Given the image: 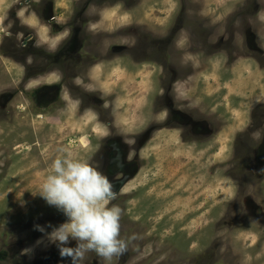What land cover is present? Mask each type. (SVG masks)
I'll return each instance as SVG.
<instances>
[{
  "label": "rangeland",
  "instance_id": "obj_1",
  "mask_svg": "<svg viewBox=\"0 0 264 264\" xmlns=\"http://www.w3.org/2000/svg\"><path fill=\"white\" fill-rule=\"evenodd\" d=\"M78 1L53 3L67 17ZM33 2L0 0V264H71L34 228L66 218L34 194L57 158L96 168L109 133L132 145L127 159L139 166L107 205L121 209L127 251L110 262L89 252L83 264H264V222L250 215L247 200L253 196V213H264V174L255 178L249 169L264 164L255 157L264 135V0H123L95 10L105 25L83 31L85 44L100 37L103 52L112 44L131 49L96 65L86 86L67 84L64 104L39 107L19 86L21 67L1 48L13 21L30 23L40 43L56 41L36 22ZM249 22L252 28L243 31ZM168 30L174 55L151 60L149 47L158 42L150 39ZM140 40L148 42L143 50L135 45ZM163 64L181 78L194 67L191 82H177L175 90L180 110L186 109L179 113L184 128L138 140L162 117L156 108ZM53 79L50 74L46 82ZM13 88L14 99L3 102ZM188 125L205 127L206 134Z\"/></svg>",
  "mask_w": 264,
  "mask_h": 264
},
{
  "label": "flooded vegetation",
  "instance_id": "obj_2",
  "mask_svg": "<svg viewBox=\"0 0 264 264\" xmlns=\"http://www.w3.org/2000/svg\"><path fill=\"white\" fill-rule=\"evenodd\" d=\"M122 1L123 0H81L75 3L72 7L69 16L60 17L56 13L53 0H34L33 5L35 14H33V16L36 20H39L36 22H40V24L44 26V29H46L44 32L45 37L48 39L55 38L56 40L53 44L49 45L44 41L45 44L40 43L42 41L38 38L37 32L30 28V23L23 24L16 20L17 22L15 24L13 21L9 32L5 33L7 42L3 41L5 45L2 42L3 45H1V48L6 57H9L21 67V81L19 86H22V88L27 87V90L25 89V95H28L29 98L27 99L32 101L30 104H34L38 107L40 104L42 106L47 104L53 105L55 103L59 105L61 102L64 104L65 99L63 98L61 91L64 87H67V84L75 82L77 79H79L80 82H83L85 78L90 80V73L95 69L96 65H102L101 61H108L114 57H120L123 53H127V50L131 49L128 46L121 47L118 44H112L108 45L107 50L103 52L101 46L105 38H94L95 40L91 38V41H94L95 43L89 45L88 43L85 44V39L88 37H84L83 34V31L89 30L93 24H100L101 26L105 25V21L100 20V15L94 13L95 10H100L106 7L110 8L113 5L120 4ZM36 6H38V8ZM255 8L254 10H256ZM181 12H183V10ZM236 25L240 26V23ZM245 27L246 29L244 28L243 31L246 32H249L252 28L250 22ZM23 31L24 33L19 39H17V37L12 39L14 34L16 35V33L18 34ZM58 36L59 39H57ZM170 36L171 30H168L162 37H159L157 34L155 36L157 39H150L151 42L149 41V44H152V41L155 42V40L158 42V44L156 42L157 45L152 44V47H149L153 52L151 60L154 57L153 61L156 59L159 61L158 57L160 56V53H166L168 51L173 54V52L176 51V47L174 48L173 45V38ZM147 43L148 42L142 44L140 40L137 41L135 45L143 50ZM250 46L252 47V45ZM250 46H247V48L250 49ZM256 49H258L257 46ZM177 50L181 51L182 48L178 47ZM181 58L184 59L183 55ZM162 68L165 69L163 70L165 76L160 80L163 92L157 95L159 106L156 108V111L161 113L162 117L159 121L152 123L146 131L138 135V140L149 141L154 131L166 127H178L180 130L184 128L179 121V113L186 109L180 110V106L176 101L177 96L175 90L178 83L189 84L191 82L187 78L195 73L193 72L194 67L190 65L186 76H183L182 78L179 75V72H176L175 69L171 68L170 70H166V68H170V65L168 67V64H163ZM154 71L155 70L153 69V72ZM50 74L54 75V81L46 82V77ZM83 85L86 86L85 82H83ZM46 88H53L54 93L47 96ZM15 93V88H13L9 91V94L3 95V102H10L14 99ZM69 97L74 96H68V98ZM96 101L103 104L100 99H97ZM66 104L67 103L65 102V105ZM83 105L87 106L88 103L83 102ZM154 120H156V118ZM187 121H189V119ZM159 125H162L161 128ZM184 125L186 127V124ZM188 126L191 131L195 130V132L199 131L203 132L204 135L206 134L205 127L201 130L197 127H193L192 129L190 125ZM195 136H197L196 133ZM123 141L125 140L122 135L118 136L109 133L105 137V143L102 146L98 157H96V169L110 181L115 195L119 194L130 179L136 175L139 168L136 163H132L127 159L133 147ZM258 144L259 145H257V148L255 149V157L257 158V161H263L262 163H264V158L262 157L264 152V135L261 136V140ZM249 169L252 172L251 174H254L253 176H255V178H262L261 174H264V164L261 166L256 165L254 167H249ZM123 179H125V182L120 185V181ZM247 200L249 201L248 207L250 208V215L255 218L258 216L260 220L264 222V213H253L257 210L256 206L250 204L251 201L254 200V197H249Z\"/></svg>",
  "mask_w": 264,
  "mask_h": 264
},
{
  "label": "clouds",
  "instance_id": "obj_3",
  "mask_svg": "<svg viewBox=\"0 0 264 264\" xmlns=\"http://www.w3.org/2000/svg\"><path fill=\"white\" fill-rule=\"evenodd\" d=\"M75 83L81 82L77 79ZM34 195L66 218L59 225L34 226L57 246L61 258L69 259L71 264H83L86 255L93 252L110 262L126 253L127 243L120 238L121 209L107 206L115 198L112 185L88 162L55 159L52 172ZM73 241L75 245L71 246Z\"/></svg>",
  "mask_w": 264,
  "mask_h": 264
},
{
  "label": "water",
  "instance_id": "obj_4",
  "mask_svg": "<svg viewBox=\"0 0 264 264\" xmlns=\"http://www.w3.org/2000/svg\"><path fill=\"white\" fill-rule=\"evenodd\" d=\"M125 182V179L120 181V185H122Z\"/></svg>",
  "mask_w": 264,
  "mask_h": 264
}]
</instances>
